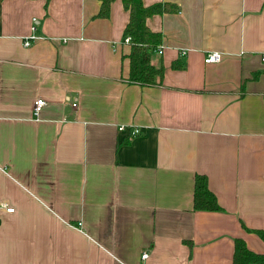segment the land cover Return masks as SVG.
Instances as JSON below:
<instances>
[{
    "label": "crops",
    "instance_id": "1",
    "mask_svg": "<svg viewBox=\"0 0 264 264\" xmlns=\"http://www.w3.org/2000/svg\"><path fill=\"white\" fill-rule=\"evenodd\" d=\"M142 2L177 8L146 20L156 85L128 80L121 0L104 18L100 0H0V264H232L236 238L264 253V0ZM197 173L221 210L193 209Z\"/></svg>",
    "mask_w": 264,
    "mask_h": 264
},
{
    "label": "trees",
    "instance_id": "2",
    "mask_svg": "<svg viewBox=\"0 0 264 264\" xmlns=\"http://www.w3.org/2000/svg\"><path fill=\"white\" fill-rule=\"evenodd\" d=\"M100 8L97 17H107L110 4L113 0H100ZM49 0H45L47 4ZM122 5L128 10L129 16L124 28V36H129L130 52L128 80L141 85H156L163 78L164 68L162 64L154 65L152 56L161 43L160 32L152 31L146 24L148 17L164 12H173L177 8L170 3H154L144 5L142 0H121ZM177 67L176 62L172 63ZM257 76V72L253 74ZM193 209L217 211L222 208L218 204L214 193L209 189L207 177L204 174H196L193 187ZM254 233L264 242V228L254 229ZM232 264H264V253H257L248 248L241 238L234 239Z\"/></svg>",
    "mask_w": 264,
    "mask_h": 264
},
{
    "label": "built area",
    "instance_id": "3",
    "mask_svg": "<svg viewBox=\"0 0 264 264\" xmlns=\"http://www.w3.org/2000/svg\"><path fill=\"white\" fill-rule=\"evenodd\" d=\"M35 18H32V26H31V30L32 33L28 36H26L23 40V44L25 46H28L31 42V40H34L37 38V36L35 34H33L34 30H35V26L33 24ZM130 37L129 36H125L124 37V41L126 43H129ZM156 53L160 54L162 53V47H157L156 48ZM182 53H185V51H183ZM222 59V53L219 51H208L203 58L204 63H214V62H219ZM262 60H264V55L262 56ZM45 105V100L42 97H37L36 99H34L33 101V105H32V109H33V114L34 116H37L39 114V112L42 110L43 106ZM124 126L120 125L119 129H123ZM137 129H135L133 131V133H136ZM0 206H2L3 208H5V211L7 212H13L14 208L11 206H7L5 203H1ZM147 257V252H143L142 253V258Z\"/></svg>",
    "mask_w": 264,
    "mask_h": 264
}]
</instances>
